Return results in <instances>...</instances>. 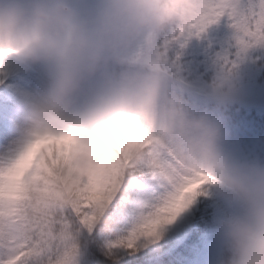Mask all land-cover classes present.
Instances as JSON below:
<instances>
[{
    "label": "clouds",
    "instance_id": "clouds-1",
    "mask_svg": "<svg viewBox=\"0 0 264 264\" xmlns=\"http://www.w3.org/2000/svg\"><path fill=\"white\" fill-rule=\"evenodd\" d=\"M187 15L186 0H95L86 9L70 0H0V56L22 70L39 66L47 79L43 91L16 99L15 140L72 123L66 112L87 91L82 124L130 114L141 130H151L154 155L171 148L189 170L214 178L210 185L231 209L215 221L228 254L220 264H264V163L223 147L230 134L219 113L237 98L235 65L214 72L208 108L185 98L186 88L164 62L132 60L139 47L180 26ZM77 164L84 167L87 159ZM51 187L48 194L30 191L19 206V234L32 231L54 204L67 203L63 186ZM128 199L125 191L118 204Z\"/></svg>",
    "mask_w": 264,
    "mask_h": 264
},
{
    "label": "snow or ice",
    "instance_id": "snow-or-ice-1",
    "mask_svg": "<svg viewBox=\"0 0 264 264\" xmlns=\"http://www.w3.org/2000/svg\"><path fill=\"white\" fill-rule=\"evenodd\" d=\"M188 15L133 62L157 59L170 69L169 48H183L222 17L233 29L237 49L217 56L231 69L252 47H264V0H186ZM3 51V49H0ZM7 57L0 56V68ZM154 137L130 114H116L92 126L62 128L14 140L0 148V264H153L165 229L196 202L214 178L189 170L168 148L153 153ZM87 159L80 167L77 161ZM59 182L70 197L54 204L26 235L14 227L19 206L32 190L45 194ZM128 202L120 206L121 194ZM58 195V194H57Z\"/></svg>",
    "mask_w": 264,
    "mask_h": 264
},
{
    "label": "trees",
    "instance_id": "trees-1",
    "mask_svg": "<svg viewBox=\"0 0 264 264\" xmlns=\"http://www.w3.org/2000/svg\"><path fill=\"white\" fill-rule=\"evenodd\" d=\"M94 2L95 0H91L83 8L86 9ZM229 24L230 22L225 17L212 24V28H215L214 31L207 28L201 33L191 53L175 49L174 45L169 48L168 52L173 55L168 53L169 60L175 61L177 65L172 71L175 74L178 85L185 87L189 91L190 87L184 81L192 78L194 81L200 80L204 87L208 88V83L214 72L220 67L217 59L218 54L227 50L230 57L236 59L235 53L237 49L235 41L232 39L233 29ZM10 62H13V60H6L3 67L0 68V99H5L10 95V88L15 82L6 76L5 68L7 63ZM183 67H185V70H183ZM234 71L238 85L245 86L251 94L260 100V105L252 107L249 112L246 111L245 118L257 126L258 132L255 134H258L260 144L257 152L260 155V162H264V47L255 46L249 48L242 58L236 60ZM187 91L186 94H188ZM199 101L200 107L211 108L208 90H206ZM233 107L240 108L239 105ZM227 108L219 115L229 123L230 115ZM69 121L71 122V120ZM201 191L204 194L197 197L195 204L182 214L175 224L165 229L164 236L159 242L158 249L154 255L153 264L187 263V259L193 251L192 245L199 236L200 229L213 216L216 207L220 205L222 200V197L212 185H204Z\"/></svg>",
    "mask_w": 264,
    "mask_h": 264
},
{
    "label": "rangeland",
    "instance_id": "rangeland-1",
    "mask_svg": "<svg viewBox=\"0 0 264 264\" xmlns=\"http://www.w3.org/2000/svg\"><path fill=\"white\" fill-rule=\"evenodd\" d=\"M84 1L70 0L71 3L77 6L82 3L84 4ZM208 29L214 31L215 28H212V25H210ZM199 38L200 36H193L183 48L175 44L174 48L190 53L194 46H196ZM170 55L172 54L170 53ZM183 70H185V67H183ZM5 72L7 78L15 82L10 88V95L3 99V101H0V148L6 143H11L16 138V134L12 130V117L16 99L24 94L31 95L41 92L47 86V79L39 66L22 70L13 61L12 64L6 66ZM184 83L190 87V90L187 91L188 94H185V98L194 106L200 107L199 99L208 88L204 87L200 80L194 81L192 78L186 79ZM89 99L90 94L85 91L77 103L66 112L67 118L74 123H81L86 116ZM235 105H239L242 108H232ZM258 105H260V100L251 94L245 86H239L236 100L229 105L231 107L227 108L230 115L229 123L221 118L230 134L223 147L227 152L236 157L260 161V155L257 152L258 145L260 144H258V139L256 140L257 134H254L258 132L257 126L245 118L246 111L249 112V110H252V107ZM230 210L226 201L222 198L213 216L208 219L204 226L202 225L203 228L200 229L199 236L192 245L193 251L187 259L186 264H220L221 260L227 259L228 254L220 244L215 228V221L222 213Z\"/></svg>",
    "mask_w": 264,
    "mask_h": 264
}]
</instances>
